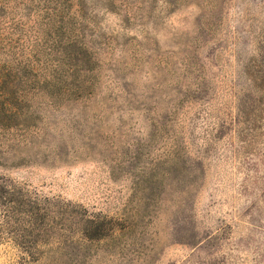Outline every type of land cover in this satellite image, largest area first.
Masks as SVG:
<instances>
[{"label": "rangeland", "instance_id": "374dc122", "mask_svg": "<svg viewBox=\"0 0 264 264\" xmlns=\"http://www.w3.org/2000/svg\"><path fill=\"white\" fill-rule=\"evenodd\" d=\"M6 53L60 89L0 134V264H264V0H0Z\"/></svg>", "mask_w": 264, "mask_h": 264}, {"label": "trees", "instance_id": "16d2710c", "mask_svg": "<svg viewBox=\"0 0 264 264\" xmlns=\"http://www.w3.org/2000/svg\"><path fill=\"white\" fill-rule=\"evenodd\" d=\"M83 54L77 60L89 61V50L80 48ZM59 84L54 78L41 75L31 65L17 62L10 53L0 58V134L5 135L18 126H34V100L42 94L56 99Z\"/></svg>", "mask_w": 264, "mask_h": 264}]
</instances>
